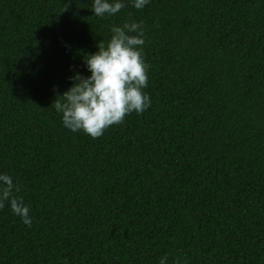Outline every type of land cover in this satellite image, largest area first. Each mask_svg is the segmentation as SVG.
<instances>
[{"label": "trees", "instance_id": "obj_1", "mask_svg": "<svg viewBox=\"0 0 264 264\" xmlns=\"http://www.w3.org/2000/svg\"><path fill=\"white\" fill-rule=\"evenodd\" d=\"M0 264H264V0H0Z\"/></svg>", "mask_w": 264, "mask_h": 264}]
</instances>
